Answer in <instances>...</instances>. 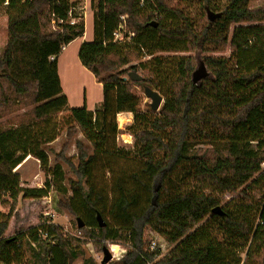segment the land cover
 <instances>
[{"label":"trees","instance_id":"trees-1","mask_svg":"<svg viewBox=\"0 0 264 264\" xmlns=\"http://www.w3.org/2000/svg\"><path fill=\"white\" fill-rule=\"evenodd\" d=\"M190 1L208 15L200 27L177 0L92 1L94 39L80 46L78 59L103 93L89 112L68 107L56 63L64 46L84 32L81 3L0 0L6 18L0 119L29 108L0 124V207L6 209L0 210V264H73L79 258L96 264L84 256L87 241L98 251L107 243L124 246V254L107 264H239L199 227L204 221L234 240L253 264H264V200L255 223L236 208H220L215 195L264 191V8H249L250 0ZM210 45L229 56L207 54ZM157 52L187 55L175 61L156 115L127 127L139 161L126 165L109 134L117 133V114L137 119L141 113L132 86L160 88L159 70L151 73L148 61L139 62ZM130 71L143 80H124ZM60 124L65 142L51 166L49 145ZM78 132L88 145L74 142V165L67 149ZM26 157L44 175L40 188L22 187L13 172ZM97 166L111 175L110 190L96 182ZM50 190L71 192L57 206L74 218V227L77 219L83 224L80 237L48 218L6 237L18 201L46 198ZM215 207L220 214H212ZM145 230L161 237L168 252L150 249Z\"/></svg>","mask_w":264,"mask_h":264},{"label":"rangeland","instance_id":"rangeland-1","mask_svg":"<svg viewBox=\"0 0 264 264\" xmlns=\"http://www.w3.org/2000/svg\"><path fill=\"white\" fill-rule=\"evenodd\" d=\"M177 5L184 9V11L190 15L195 26L200 27L205 23L206 17L208 15L205 12L204 8L198 2L190 0H177ZM248 6L251 9L264 8V0H250ZM3 18H5L4 12L2 11V9H0V50L6 42V32L5 27L3 26L5 22H3ZM232 29L233 26L229 28L230 33ZM206 49L207 54L225 57L229 56V51L227 49H223L220 45H210L207 46ZM182 55L187 54L179 52H157L151 57H145L139 60V62L148 61L146 67L149 68V71L151 73L155 72L156 69L159 70V73L155 75V78L159 82L160 88L154 89V91H156L161 96L162 103L165 99L169 80L175 73V61L178 59V57ZM154 57L155 59H157L156 61L153 60ZM62 68H60V75L62 80L65 81L67 78V73L66 70ZM125 78L127 79V76H125ZM65 89L67 90L66 87ZM132 92L139 101L141 113L139 114V116H137V119H134V116L132 114H124L120 118H117L116 116L115 123L117 133H115L114 136L111 133L109 134L110 147H114L118 151L117 154L125 160L126 165H132V163L139 161L137 159V156L135 155L136 147L134 146L133 138L130 135V132L127 131V127L130 124H132L134 128L141 127L145 124V121L147 119H151L157 113V111H152L149 106L147 107L145 105H149L150 100L145 96L143 88H140L138 85H134L132 86ZM28 109L29 108L26 107L20 110L19 112L13 113L7 117L0 119V124L4 125L5 123H13V120H15L13 118L14 116L23 113ZM65 130L66 128L60 124L58 138L49 145V148L52 151L48 154L51 166L53 163V152L58 153L63 143L65 142ZM75 141H81L88 145V142L85 140L84 136L80 132L75 134V136L71 140V144L67 149V157H70L72 159L74 165L76 164V150L74 147ZM60 164L63 170L65 172H68L67 166L63 163ZM38 165L39 164L35 159L26 157V159L13 170L14 173H17L19 175L22 187H42L44 183V175L39 170ZM97 168L96 170H94V175L95 177H97L96 182L104 186V188H106L107 190H110L111 175L106 172L103 173L101 169ZM261 169H264L263 165ZM68 176L72 177L70 174L66 177ZM62 186L68 188L66 182H63ZM70 195V191L67 192L66 196H63L55 190H50L49 195L46 198L40 200H19L16 209L14 210V216H12V219L9 222L5 236L12 237L17 231H20L21 229L26 230L29 227H35L44 218H48L47 220L50 219L52 222L54 221L53 223L60 225L62 228H64V230L69 233H76L77 227H74V218L70 216V214L66 210L59 209V207L57 206V204L63 202L65 198ZM215 195L221 201V205L219 206L220 208H223L224 206H227L228 209L236 208L241 212L247 213L253 222H258V210L259 206L263 203L264 200V191L250 189L246 193L247 197L237 194L215 193ZM0 210L6 211V209H3L1 207ZM199 227L207 229L211 241L218 244L219 247H221L224 251L232 253L230 258H234V260H237L239 264H253L250 260L245 257V250L239 249L236 246L234 240L220 233L216 228L211 225L210 222L208 223L204 221L200 224ZM143 239H147L148 242H154L156 245H158L162 249L160 250L162 252V255L167 253L170 249L166 242L152 231L145 230ZM119 246L122 248L123 253L113 258L111 262L117 261L124 254V246H121L120 244ZM82 249L85 257H93L94 254L99 253L101 251H98L97 248H95V246L93 245V243L89 241L85 242L82 245ZM73 264H81V258L77 259Z\"/></svg>","mask_w":264,"mask_h":264},{"label":"crops","instance_id":"crops-1","mask_svg":"<svg viewBox=\"0 0 264 264\" xmlns=\"http://www.w3.org/2000/svg\"><path fill=\"white\" fill-rule=\"evenodd\" d=\"M71 1H79L81 3L84 32L80 37L74 39L62 49L56 60L57 74L61 91L66 97L68 107H83L87 111L93 112L102 101V84L96 80L89 70L82 66L78 59V51L83 43L92 42L94 39V16L91 8V3L94 0ZM3 22H5V18H3ZM3 26L5 27V23ZM60 68L66 70L67 78L65 81L61 78ZM124 114L128 113H119L117 114V118H120Z\"/></svg>","mask_w":264,"mask_h":264},{"label":"water","instance_id":"water-1","mask_svg":"<svg viewBox=\"0 0 264 264\" xmlns=\"http://www.w3.org/2000/svg\"><path fill=\"white\" fill-rule=\"evenodd\" d=\"M123 79L124 80H128V81H130L132 83H138V82H141L143 80L142 77L140 75H138L134 71H130L127 74V79L126 78H123ZM143 91H144L145 96L150 100L149 108L152 111H158V109H159V107L161 106V103H162L161 96L156 91H154V90H152V89H150L148 87H144ZM214 213L215 214H220V208L219 207H215L212 210V214H214ZM96 221H97L99 227H102L104 225L103 221L101 220L99 215H96ZM77 222H78L77 229L82 228L83 224L79 221V219H77ZM101 252L103 254V259H102L101 264H107L108 262H110L111 255L108 253L106 247L102 248Z\"/></svg>","mask_w":264,"mask_h":264},{"label":"built area","instance_id":"built-area-1","mask_svg":"<svg viewBox=\"0 0 264 264\" xmlns=\"http://www.w3.org/2000/svg\"><path fill=\"white\" fill-rule=\"evenodd\" d=\"M64 233L67 234L70 237H73V238H79L80 237V233L78 232V230L76 231V233H73V234L67 232L66 230H64ZM149 247H150V249L158 248L159 250H162L154 242H151L149 244ZM106 249H107L108 253L111 255V260L110 261H112L113 258H115L116 256H118V255L123 253L122 248L117 243H107ZM101 251L99 253L94 254L93 257H91L96 264H101V262H102L103 254H102ZM163 255H162V252H161L160 256H163Z\"/></svg>","mask_w":264,"mask_h":264}]
</instances>
